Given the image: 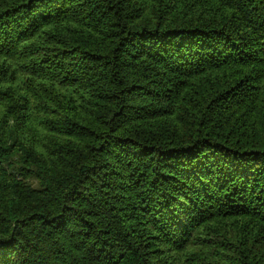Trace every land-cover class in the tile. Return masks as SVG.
<instances>
[{
	"label": "trees",
	"instance_id": "1",
	"mask_svg": "<svg viewBox=\"0 0 264 264\" xmlns=\"http://www.w3.org/2000/svg\"><path fill=\"white\" fill-rule=\"evenodd\" d=\"M0 264H264V0H0Z\"/></svg>",
	"mask_w": 264,
	"mask_h": 264
}]
</instances>
